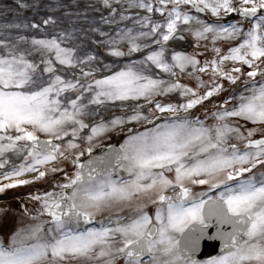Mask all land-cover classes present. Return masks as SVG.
I'll list each match as a JSON object with an SVG mask.
<instances>
[{
  "label": "snow or ice",
  "instance_id": "6c2138e0",
  "mask_svg": "<svg viewBox=\"0 0 264 264\" xmlns=\"http://www.w3.org/2000/svg\"><path fill=\"white\" fill-rule=\"evenodd\" d=\"M6 10L34 18L0 24V194L51 181L0 264H264V0ZM206 240L220 252L201 260Z\"/></svg>",
  "mask_w": 264,
  "mask_h": 264
},
{
  "label": "rangeland",
  "instance_id": "374dc122",
  "mask_svg": "<svg viewBox=\"0 0 264 264\" xmlns=\"http://www.w3.org/2000/svg\"><path fill=\"white\" fill-rule=\"evenodd\" d=\"M29 2H31V0H29ZM89 2V0H81V7H84L85 4ZM94 2H96L97 4H99V0H94ZM6 6L7 8H11L14 6V0H0V24L3 23H8V22H17L19 20H24V19H30V18H34L32 16V12L31 10H27L21 13H17L15 11H7L6 10ZM106 14V13H104ZM57 15H59V13H57ZM90 16H95L98 18V16L100 15V13L97 12H90L89 13ZM202 16V18H206L209 20H213L216 19L215 17H212L210 13H208L207 15L205 14H200ZM159 19V14H155V17ZM239 19V17H237L235 14L230 15L228 17L225 18V22L229 21V20H237ZM20 31H24V30H20ZM81 40H83L84 45L88 48V49H94V46L90 43L88 37H81ZM80 41H77V43H79ZM233 44L236 42H232ZM170 46L175 48L176 50H185V51H193V38L188 36L186 40L183 41H172L170 42ZM227 44H224L223 47H227ZM97 51L100 52L101 55H104L103 49H95ZM202 51V49H201ZM141 54H135L134 58H139ZM206 55L211 56V53H206ZM112 58L108 57V60H106L105 62L110 61ZM128 58L125 57L124 60H127ZM158 71V70H157ZM206 78V77H205ZM183 83H188L191 86L195 87L196 86V82L194 80H188V79H184L182 80ZM225 87H228V83L225 81ZM237 88L239 87V85L236 86ZM228 95V92L222 93L221 94V99L225 96ZM171 102H180L179 98L177 96H172L170 98ZM205 107L210 108L211 105L208 104L206 102ZM122 110L118 107L113 108L111 110V112H105L103 113V115H105L106 117L109 115H112L113 113L115 114H119ZM202 112L203 109L200 107H197L196 110L194 111V115H201V118H203L202 116ZM121 132H116L113 133V140L111 142H115L116 140H119L120 142H122L123 139H121ZM97 152L100 151V149L98 148L96 150ZM17 163H19V160H16ZM69 167H71L69 165ZM35 175V174H34ZM58 175V174H57ZM51 181V177L48 178V181H41V182H37L35 184H30L27 185L26 187H19V188H15L14 190H6L5 193L0 194V208H7L9 209L8 211V215L6 220H4L2 223H0V234H3L4 232H7L9 230H11L13 227H15L16 223L20 220H24L25 222H27V217L23 215L24 212V207H28L31 210H34L37 205L35 202L29 201L28 200V195L29 193L35 192L38 189H44L48 187V183Z\"/></svg>",
  "mask_w": 264,
  "mask_h": 264
},
{
  "label": "water",
  "instance_id": "95a60500",
  "mask_svg": "<svg viewBox=\"0 0 264 264\" xmlns=\"http://www.w3.org/2000/svg\"><path fill=\"white\" fill-rule=\"evenodd\" d=\"M215 231V229L214 230H212V232H214Z\"/></svg>",
  "mask_w": 264,
  "mask_h": 264
},
{
  "label": "flooded vegetation",
  "instance_id": "af4514ba",
  "mask_svg": "<svg viewBox=\"0 0 264 264\" xmlns=\"http://www.w3.org/2000/svg\"><path fill=\"white\" fill-rule=\"evenodd\" d=\"M249 126H251V125H249Z\"/></svg>",
  "mask_w": 264,
  "mask_h": 264
}]
</instances>
